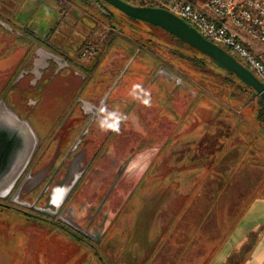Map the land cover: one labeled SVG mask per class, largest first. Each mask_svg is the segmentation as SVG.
Instances as JSON below:
<instances>
[{
	"label": "rangeland",
	"instance_id": "rangeland-1",
	"mask_svg": "<svg viewBox=\"0 0 264 264\" xmlns=\"http://www.w3.org/2000/svg\"><path fill=\"white\" fill-rule=\"evenodd\" d=\"M110 8L113 20L83 0H0L4 16L53 20L52 40L77 46L79 61L90 66L82 71L92 102L118 77L109 95L118 130L99 150L110 124L94 128V140L61 169L55 185L75 181L64 208L45 213L47 220L22 213L39 214L28 203L52 208L48 194L34 198L48 164L22 178L14 194L25 202L16 203L20 210L0 206V264H264V119L256 95L211 58L195 65L184 54L204 55L165 29ZM79 78H54L27 115L43 140L38 150L60 128L55 115ZM97 144V159L86 169ZM75 172L83 177L72 190ZM9 197L0 200L12 203ZM95 197L98 205L113 204L108 214L93 211L90 222ZM59 218L81 224L69 225L88 232L91 244L65 242L49 223L64 222Z\"/></svg>",
	"mask_w": 264,
	"mask_h": 264
},
{
	"label": "flooded vegetation",
	"instance_id": "flooded-vegetation-1",
	"mask_svg": "<svg viewBox=\"0 0 264 264\" xmlns=\"http://www.w3.org/2000/svg\"><path fill=\"white\" fill-rule=\"evenodd\" d=\"M83 1L88 2L89 6L97 8L107 20L114 19L113 11L110 8L112 5L110 3L104 0ZM45 6L46 11H48L49 5L45 4ZM35 8L24 12V14H31V11ZM16 15L17 14L12 17L9 15L4 16L0 13V34L5 35L9 39L1 40L0 38V108H6L18 117L27 120V115L35 111L37 103L41 101L42 93L46 90V86L52 83L54 78L58 76H66L69 78L75 76L80 77L79 84L68 95V99L63 101L55 115V123L57 118L60 119L57 124L58 127L61 122L60 128H58L56 132L55 130L51 131L52 134L50 138L43 142L44 144L39 150L38 146L40 141L43 140L37 134L38 142L36 148L26 167L13 185L15 188L11 191L12 187L8 193L10 194L9 198H11L13 202L7 203L8 205L0 204V206H7L20 210L16 203L20 202L23 204L25 202H22V200L20 201L17 198L18 195L14 194L16 193L17 187L21 183L22 178H24L26 174H29V172H34L36 170L34 165L42 166L48 164L47 171L49 172H46V179L37 190L34 198L37 199V202H40L41 199L48 194L52 208L49 206L42 207L27 202L29 207L41 208L45 212L40 211L38 212L39 214H34L30 212L25 213V210H22V213H25L26 215L47 220L48 217L45 213L57 212L58 208L59 210L61 207V209H63L67 201L69 202L70 198H68V195L70 192L67 196L66 194L75 182L73 181V183L67 186L55 185L54 183L58 180L57 178L60 176L61 169H65L67 161L72 158L78 150L86 148L85 145L88 142V139L89 141L94 140L95 137H91L95 133L94 128L102 129L101 125H103L104 128V123H109L111 127L109 126L107 134L101 136L99 141V145H102L101 147L98 144L96 149L90 146L92 150L87 161L86 169L88 166L95 163L98 155V147H100L99 150L101 148H108L109 140H111L114 128L118 122L115 121L116 115H113L117 114L118 111L116 112V110L111 108V105L109 104V95L111 94L118 77L113 80L108 90H106L98 102H92V97L90 96L92 88L90 87V84L87 83L89 74L82 71L83 67L86 68L87 71H90V66L86 67L79 61L77 46L71 44L70 46L62 47L58 42L52 40L51 28L53 20L49 22L33 20L24 23L23 20L17 19ZM23 24L26 25L23 26ZM112 25L114 26L115 24L112 23ZM118 75H121V71ZM105 105L107 111L103 108ZM54 110L56 109L50 108L48 111L50 113ZM83 118L86 119L85 123L78 126V124L82 123ZM70 119H73V121H70ZM52 140H54V143ZM73 176H75L73 179H76L77 181L72 187V190L77 187V183L80 182L83 173L79 176V173L75 172ZM117 176L118 174L116 177ZM116 177L114 179H116ZM101 190L98 191L96 195L97 198L100 195ZM13 196L14 198H12ZM96 197L90 205L87 213V217L91 219L89 220L90 222L94 220L95 217L93 216L90 218L93 211H96L95 215L99 212H101V214L103 212L108 214V206L113 204L110 200L108 201V206L98 205V199ZM71 201L72 204L76 205L75 201L73 202V199ZM0 202L6 203L1 200ZM75 205H72L71 207L73 208ZM62 216H64V214H62ZM65 217L68 219L67 216ZM63 219L64 218H61L60 220L64 222L53 221L49 223L53 228H58L61 232L63 231L67 233L70 238L80 243L85 242L91 244L86 240L88 239V232L77 231L69 225L71 224L74 227L77 226L82 229L81 224L73 218L72 220L74 222L71 221L73 223L68 222L69 220L66 221ZM90 222H88L85 227H88Z\"/></svg>",
	"mask_w": 264,
	"mask_h": 264
},
{
	"label": "water",
	"instance_id": "water-1",
	"mask_svg": "<svg viewBox=\"0 0 264 264\" xmlns=\"http://www.w3.org/2000/svg\"><path fill=\"white\" fill-rule=\"evenodd\" d=\"M128 17L159 26L252 87L264 103V83L250 69L219 44L203 37L190 23L167 8L133 4L126 0H104ZM38 142L32 125L6 108H0V197L6 196L26 167ZM18 189V188H17ZM8 205L7 203H2ZM45 212L43 209H38ZM28 213L27 211H24ZM51 215L54 212L50 213Z\"/></svg>",
	"mask_w": 264,
	"mask_h": 264
},
{
	"label": "built area",
	"instance_id": "built-area-1",
	"mask_svg": "<svg viewBox=\"0 0 264 264\" xmlns=\"http://www.w3.org/2000/svg\"><path fill=\"white\" fill-rule=\"evenodd\" d=\"M154 1L238 57L264 83V0Z\"/></svg>",
	"mask_w": 264,
	"mask_h": 264
},
{
	"label": "trees",
	"instance_id": "trees-1",
	"mask_svg": "<svg viewBox=\"0 0 264 264\" xmlns=\"http://www.w3.org/2000/svg\"><path fill=\"white\" fill-rule=\"evenodd\" d=\"M126 1H129V0H126ZM143 4V3H142ZM129 18H131V17H129ZM181 43L183 42V43H185L184 41H182L181 39H179V38H177ZM187 46H189V47H191L190 45H188L187 43H185ZM191 48H193V47H191ZM193 49H195V48H193ZM196 50V49H195ZM198 51V50H197ZM181 52V51H180ZM199 52V51H198ZM182 53V52H181ZM201 53V52H200ZM201 54H203L204 56H198V55H195V54H184V56H186V58H188V59H190L195 65H198V66H201V65H204L205 64V59H207V58H210L209 56H207L206 54H204V53H201ZM222 69H224V68H222ZM227 71V70H226ZM227 73L228 74H230V75H233V76H236V75H234L233 73H231V72H229V71H227ZM242 87V89H249V90H251L255 95H256V97H257V103H258V108H257V113H259L261 116H262V118L264 119V103L262 102V100L260 99V97L258 96V94L255 92V90L252 88V87H250V86H248V85H246L242 80H240V83H239V88H241Z\"/></svg>",
	"mask_w": 264,
	"mask_h": 264
},
{
	"label": "crops",
	"instance_id": "crops-1",
	"mask_svg": "<svg viewBox=\"0 0 264 264\" xmlns=\"http://www.w3.org/2000/svg\"><path fill=\"white\" fill-rule=\"evenodd\" d=\"M62 236H63V238H64V241H65V239H67L66 237H68L70 240H72V241H74V242H76V243H80V242H78V241H76V240H74V239H72V238H70L68 235H67V233H65V232H63L62 233ZM66 242V241H65ZM62 244L64 245V243L62 242ZM61 244V245H62ZM37 249V248H36ZM80 258V257H79ZM78 260H80V259H78Z\"/></svg>",
	"mask_w": 264,
	"mask_h": 264
},
{
	"label": "clouds",
	"instance_id": "clouds-1",
	"mask_svg": "<svg viewBox=\"0 0 264 264\" xmlns=\"http://www.w3.org/2000/svg\"><path fill=\"white\" fill-rule=\"evenodd\" d=\"M101 128L103 129V125H101ZM114 130H118V128L114 129Z\"/></svg>",
	"mask_w": 264,
	"mask_h": 264
}]
</instances>
